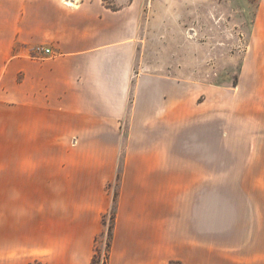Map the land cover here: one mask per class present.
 I'll use <instances>...</instances> for the list:
<instances>
[{"label": "crops", "instance_id": "obj_1", "mask_svg": "<svg viewBox=\"0 0 264 264\" xmlns=\"http://www.w3.org/2000/svg\"><path fill=\"white\" fill-rule=\"evenodd\" d=\"M141 13L0 0V264H92L123 147L107 264H264L251 194L179 145L177 82L135 72Z\"/></svg>", "mask_w": 264, "mask_h": 264}, {"label": "rangeland", "instance_id": "obj_2", "mask_svg": "<svg viewBox=\"0 0 264 264\" xmlns=\"http://www.w3.org/2000/svg\"><path fill=\"white\" fill-rule=\"evenodd\" d=\"M105 1L117 7L131 0ZM141 5L135 72L177 82L179 108L191 110L194 123L178 133L179 145L186 143L195 154L203 141L211 190L231 187L251 194L258 223L251 234L264 251V0H141ZM125 152L120 149L117 175L107 184L113 204L96 243L100 264L113 235Z\"/></svg>", "mask_w": 264, "mask_h": 264}, {"label": "trees", "instance_id": "obj_3", "mask_svg": "<svg viewBox=\"0 0 264 264\" xmlns=\"http://www.w3.org/2000/svg\"><path fill=\"white\" fill-rule=\"evenodd\" d=\"M116 216V215H115ZM113 236V235H112ZM99 238V237H98ZM98 238H97V241L96 243L98 242ZM111 245H112V239L109 240L107 242V253H106V257L108 259L109 257V254H110V250H111ZM100 253H99V249L97 247V245L95 246V254H94V257H93V260H92V264H100ZM104 264H107V261L104 262Z\"/></svg>", "mask_w": 264, "mask_h": 264}, {"label": "built area", "instance_id": "obj_4", "mask_svg": "<svg viewBox=\"0 0 264 264\" xmlns=\"http://www.w3.org/2000/svg\"><path fill=\"white\" fill-rule=\"evenodd\" d=\"M44 49L42 47H37V51H43ZM47 52H49L50 50L49 49H46ZM105 261H107V257H103L102 258V263H104Z\"/></svg>", "mask_w": 264, "mask_h": 264}]
</instances>
